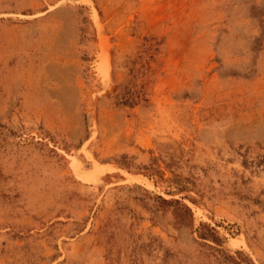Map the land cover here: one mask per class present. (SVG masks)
Returning a JSON list of instances; mask_svg holds the SVG:
<instances>
[{
  "label": "rangeland",
  "instance_id": "1",
  "mask_svg": "<svg viewBox=\"0 0 264 264\" xmlns=\"http://www.w3.org/2000/svg\"><path fill=\"white\" fill-rule=\"evenodd\" d=\"M0 264H264V0H0Z\"/></svg>",
  "mask_w": 264,
  "mask_h": 264
}]
</instances>
